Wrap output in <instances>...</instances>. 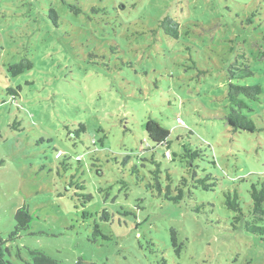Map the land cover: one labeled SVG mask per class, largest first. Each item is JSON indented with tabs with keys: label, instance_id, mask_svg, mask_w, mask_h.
I'll use <instances>...</instances> for the list:
<instances>
[{
	"label": "rangeland",
	"instance_id": "374dc122",
	"mask_svg": "<svg viewBox=\"0 0 264 264\" xmlns=\"http://www.w3.org/2000/svg\"><path fill=\"white\" fill-rule=\"evenodd\" d=\"M24 56L33 66L13 76ZM241 61L254 74L233 82L261 87L243 110L253 132L225 120L227 70ZM148 118L167 145L149 139ZM183 150L198 151L191 164L211 185L175 203L148 186L150 171L173 190L188 177ZM258 175L264 0H0V235L22 204L33 218L6 243L9 260L40 249L61 264H264V237L234 229L224 204L237 190L246 210Z\"/></svg>",
	"mask_w": 264,
	"mask_h": 264
},
{
	"label": "trees",
	"instance_id": "16d2710c",
	"mask_svg": "<svg viewBox=\"0 0 264 264\" xmlns=\"http://www.w3.org/2000/svg\"><path fill=\"white\" fill-rule=\"evenodd\" d=\"M75 11L77 12L78 9ZM49 17L54 24H57L58 16L53 9H50ZM160 26L166 36L175 39L179 37L180 31L179 23L177 21L171 19L170 17H164L160 20ZM32 66V61L28 57L24 56L20 61L10 65L11 74L13 76H17L25 70L31 69ZM253 74V71L246 61H241L240 63L235 62L227 70L228 84L226 89V99L229 110L225 116V120L226 124L233 132H253L256 130L254 122L243 113V110L248 108L245 99L259 101L261 87L258 84H239L233 82V80L239 81L252 77ZM10 91L14 92L13 89ZM145 130L152 142L157 145H167V138L170 132L156 120L148 118L145 122ZM84 131L85 126L83 124H79L75 133L79 136V134ZM166 152H168L167 149L164 152L165 157H167ZM197 153V150L192 152L183 150L180 154V158L183 160L185 157H188V168L186 170L188 177H181L177 181L173 190L170 188L172 183L168 174L165 176V180H169V183L166 186H163L160 181V177H162L160 175L162 173L159 169V165L150 171L152 174V182H149L148 186L156 187L160 193H164V197L167 200L175 203H177L179 199L184 198L186 195L187 197L192 196V188L201 187L202 189H207V187L211 185V183H206L209 177L198 176L199 173L196 170L197 165L191 164V161L197 157ZM56 156L58 157L59 154L56 153ZM251 179L252 180L247 188L250 203H246L248 207L246 210L243 208V202L240 199V195L237 190H234L232 195L230 192H224V204L232 211L234 229L237 228L238 224H242L246 233L264 237V175H258ZM164 188L165 191H163ZM32 220V214L26 204H22L17 208L14 214L15 225L13 230L7 235V238H2L0 235V264H15L7 258L8 248L6 243L8 241H14L22 232L28 231L31 228ZM176 239L175 231L172 230V241L174 246L176 244ZM179 246L181 247L182 243H180ZM29 253L31 255V260L26 261V264H61L60 260L40 249H30ZM76 264H82V261L79 259L76 261Z\"/></svg>",
	"mask_w": 264,
	"mask_h": 264
},
{
	"label": "built area",
	"instance_id": "2783aa9c",
	"mask_svg": "<svg viewBox=\"0 0 264 264\" xmlns=\"http://www.w3.org/2000/svg\"><path fill=\"white\" fill-rule=\"evenodd\" d=\"M177 121H179V119H177ZM166 155H167V156H169V153H168V152H166Z\"/></svg>",
	"mask_w": 264,
	"mask_h": 264
}]
</instances>
